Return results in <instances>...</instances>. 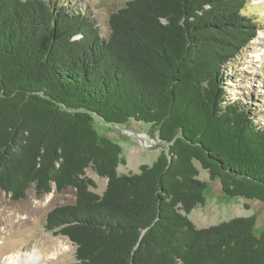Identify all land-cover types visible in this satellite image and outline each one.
Segmentation results:
<instances>
[{"label": "trees", "instance_id": "obj_1", "mask_svg": "<svg viewBox=\"0 0 264 264\" xmlns=\"http://www.w3.org/2000/svg\"><path fill=\"white\" fill-rule=\"evenodd\" d=\"M247 1L128 0L104 37L66 0H0V189H73L44 223L75 245L73 264H264L254 215L188 217L205 201L196 163L226 195L264 204V123L227 91L257 35ZM94 120L149 123L167 147L120 173L122 148Z\"/></svg>", "mask_w": 264, "mask_h": 264}, {"label": "rangeland", "instance_id": "obj_2", "mask_svg": "<svg viewBox=\"0 0 264 264\" xmlns=\"http://www.w3.org/2000/svg\"><path fill=\"white\" fill-rule=\"evenodd\" d=\"M65 1V0H64ZM82 9L92 19L102 36L109 33V14L123 7L128 0H66ZM245 12L259 23L257 35L246 47L237 61L227 69V91L248 106L254 107V121L264 123V0H248ZM94 128L102 136L118 142L122 148L125 164L118 166L120 173L137 172L141 164H151L167 145L158 139L149 123L128 120L112 125L94 120ZM199 168L198 178L206 183L205 201L195 206L188 214L196 227H208L233 217L255 216V233L264 229V204L256 199L228 196L217 179H210L206 170ZM86 174L97 184L100 193L106 179L96 175L90 168ZM74 191L68 188L61 192L37 196L32 188L24 198L12 199L0 189V264H73L75 245L66 237L54 235L44 228L46 213L56 205L73 202ZM247 205V207H246ZM14 255L13 262L6 256ZM19 255L17 258L16 256Z\"/></svg>", "mask_w": 264, "mask_h": 264}, {"label": "bare ground", "instance_id": "obj_3", "mask_svg": "<svg viewBox=\"0 0 264 264\" xmlns=\"http://www.w3.org/2000/svg\"><path fill=\"white\" fill-rule=\"evenodd\" d=\"M17 258L19 257V255L16 256ZM17 259H14V255L13 254H9L6 256V262H13ZM27 264H32V257L28 256V258L26 259Z\"/></svg>", "mask_w": 264, "mask_h": 264}]
</instances>
